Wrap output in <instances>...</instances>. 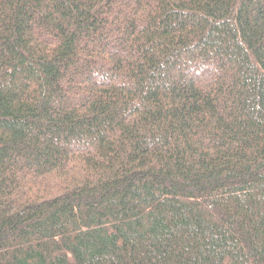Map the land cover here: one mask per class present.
Listing matches in <instances>:
<instances>
[{"label":"trees","instance_id":"16d2710c","mask_svg":"<svg viewBox=\"0 0 264 264\" xmlns=\"http://www.w3.org/2000/svg\"><path fill=\"white\" fill-rule=\"evenodd\" d=\"M0 264H264V0H0Z\"/></svg>","mask_w":264,"mask_h":264}]
</instances>
